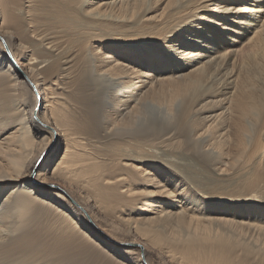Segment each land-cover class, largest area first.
Returning <instances> with one entry per match:
<instances>
[{
    "label": "bare ground",
    "instance_id": "obj_1",
    "mask_svg": "<svg viewBox=\"0 0 264 264\" xmlns=\"http://www.w3.org/2000/svg\"><path fill=\"white\" fill-rule=\"evenodd\" d=\"M0 264H264V0H0Z\"/></svg>",
    "mask_w": 264,
    "mask_h": 264
},
{
    "label": "rangeland",
    "instance_id": "obj_2",
    "mask_svg": "<svg viewBox=\"0 0 264 264\" xmlns=\"http://www.w3.org/2000/svg\"><path fill=\"white\" fill-rule=\"evenodd\" d=\"M204 15H207V14H204ZM118 233H124V232L123 231H117L116 234H118Z\"/></svg>",
    "mask_w": 264,
    "mask_h": 264
}]
</instances>
